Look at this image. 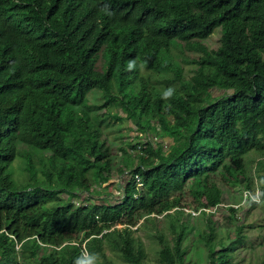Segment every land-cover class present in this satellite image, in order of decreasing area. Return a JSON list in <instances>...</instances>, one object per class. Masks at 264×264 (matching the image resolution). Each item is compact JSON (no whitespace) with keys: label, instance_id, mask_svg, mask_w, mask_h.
<instances>
[{"label":"trees","instance_id":"trees-1","mask_svg":"<svg viewBox=\"0 0 264 264\" xmlns=\"http://www.w3.org/2000/svg\"><path fill=\"white\" fill-rule=\"evenodd\" d=\"M125 119L142 135L114 155ZM238 186L264 204V0H0V264H146L142 230L157 264H193L195 243L194 264H235Z\"/></svg>","mask_w":264,"mask_h":264},{"label":"rangeland","instance_id":"rangeland-1","mask_svg":"<svg viewBox=\"0 0 264 264\" xmlns=\"http://www.w3.org/2000/svg\"><path fill=\"white\" fill-rule=\"evenodd\" d=\"M221 29H217L215 33L207 39L206 41H203V44L206 45L209 49H217L220 44V37H221ZM173 55L176 57V61L179 62L180 60V52L177 50L173 51ZM187 55L191 58L198 57V53L194 52H188ZM186 75H191L193 71L195 70V66L193 65H186L184 66ZM214 69L212 68H206V71L208 72H213ZM143 74L145 76H149L147 70H143ZM95 98V97H93ZM92 98V99H93ZM95 100V99H94ZM96 103H99L100 100L96 101ZM115 109V108H114ZM113 109V110H114ZM132 122L128 119H125L122 123H119L117 126H113L109 131L104 130L105 135L107 136L108 142L112 144V152L114 155H121L122 153L120 152L121 147H125V142L132 141L136 139L140 132L138 130L132 129ZM158 136L157 134L153 135ZM156 140V139H154ZM137 141V139L135 140ZM135 154V152H134ZM247 161L248 158L250 157L251 159H257L259 157V154L255 153L254 151L250 152L247 154ZM16 169V174L15 178L18 180L22 181L23 180V175H21L19 171V163L16 162L14 165ZM127 172L125 176H117L115 179L109 182L111 183L110 186V191L112 192L113 196L110 197V199H114L115 196H120L122 194V189H121V183L123 182L124 179L127 178ZM105 184V186L109 185ZM232 188V187H229ZM226 189V204L228 205H235L236 207L238 204H241V221L243 224L246 226L245 233L247 234V242L245 245L241 246L236 252H235V264H264V204H259L257 207H252L248 201H245L244 199L240 198L242 191L240 190L241 187H234L232 189ZM260 190H256L255 193L252 194L254 197H256L257 193H259ZM83 198H85V194L82 195ZM107 195L104 194L103 197ZM101 196L98 194H94L93 200H96L100 198ZM260 201V200H259ZM80 202V200H78ZM195 206V203H193ZM188 212H191V215L198 216L199 212H195V210L190 207L189 209H186ZM209 211L215 215V220L217 222V238L219 237H224L226 235V231L228 228L231 227V222L229 220V215L227 212L224 211H216L215 209H209ZM192 216L186 214L183 216L184 221H188ZM162 218V217H161ZM199 218V217H198ZM121 228V226L119 227ZM219 235V237H218ZM137 236L141 239V241L144 243L146 250L148 252V259L146 261V264H157V252L159 248V244L156 240H154L146 230H142L139 233H137ZM197 246L198 243H195L191 250H190V256L192 258V263L194 264L199 260L197 257ZM107 256L111 257L110 251L107 250Z\"/></svg>","mask_w":264,"mask_h":264},{"label":"clouds","instance_id":"clouds-1","mask_svg":"<svg viewBox=\"0 0 264 264\" xmlns=\"http://www.w3.org/2000/svg\"><path fill=\"white\" fill-rule=\"evenodd\" d=\"M107 14L109 15V16H111V15H114L112 12H107ZM134 61H130L129 63H128V68L129 69H131L132 67H133V65H134ZM175 95V88H173V87H170V88H168V89H166V90H164V92L162 93V98L163 99H165V100H170L173 96ZM250 193V192H249ZM260 193V192H259ZM259 193H257V197L259 198ZM244 200H245V193H244V198H243ZM250 200H252L251 198H249ZM249 199L248 200H245V201H249ZM253 201V200H252ZM97 258L96 257H91L90 258V260H89V264H93V261L94 260H96Z\"/></svg>","mask_w":264,"mask_h":264},{"label":"built area","instance_id":"built-area-1","mask_svg":"<svg viewBox=\"0 0 264 264\" xmlns=\"http://www.w3.org/2000/svg\"><path fill=\"white\" fill-rule=\"evenodd\" d=\"M137 181H138V186L142 187L143 184L141 183V179L139 177H137ZM249 198H251L253 201H259V198L257 196L254 197L251 193L246 192L245 193V200H248ZM86 256H87V254H86Z\"/></svg>","mask_w":264,"mask_h":264},{"label":"bare ground","instance_id":"bare-ground-1","mask_svg":"<svg viewBox=\"0 0 264 264\" xmlns=\"http://www.w3.org/2000/svg\"><path fill=\"white\" fill-rule=\"evenodd\" d=\"M259 200H260V199H259ZM248 202H249V201H248ZM255 202H260V201H255ZM240 205H241V204H240ZM237 207H239V206H237ZM84 254H85V257H88V256H89V253H88L87 250H85ZM86 254H87V256H86Z\"/></svg>","mask_w":264,"mask_h":264}]
</instances>
